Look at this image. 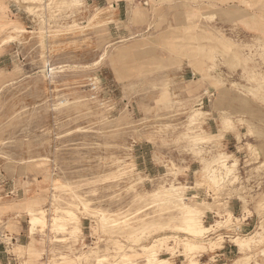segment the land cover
I'll use <instances>...</instances> for the list:
<instances>
[{
	"label": "rangeland",
	"instance_id": "374dc122",
	"mask_svg": "<svg viewBox=\"0 0 264 264\" xmlns=\"http://www.w3.org/2000/svg\"><path fill=\"white\" fill-rule=\"evenodd\" d=\"M199 203L210 230H176ZM149 245L264 264V0H0V264Z\"/></svg>",
	"mask_w": 264,
	"mask_h": 264
},
{
	"label": "bare ground",
	"instance_id": "6f19581e",
	"mask_svg": "<svg viewBox=\"0 0 264 264\" xmlns=\"http://www.w3.org/2000/svg\"><path fill=\"white\" fill-rule=\"evenodd\" d=\"M33 1H39V0H33ZM214 164V163H213ZM227 168V166H226ZM235 169V170H234ZM234 169L230 168L228 169L229 171H227V174H233L235 171H236V167H234ZM220 174V173H219ZM235 175V174H234ZM230 176V175H229ZM229 176L227 178H229ZM215 177V176H214ZM236 177V175H235ZM231 178H234L233 176ZM229 178V179H231ZM220 179V178H219ZM215 180V178H214ZM213 180V181H214ZM228 180V179H227ZM226 180V181H227ZM232 180V179H231ZM216 181V180H215ZM218 181V180H217ZM229 181V180H228ZM230 184V183H229ZM214 186V185H213ZM216 186V185H215ZM214 186V187H215ZM184 187V186H182ZM179 188V187H178ZM169 191V190H168ZM172 191V190H171ZM179 189H175V192H178ZM174 192V193H175ZM172 194V196L176 199V203H179V200L180 199H177V194ZM168 199L167 195L165 197V199H160L159 202H165L166 200ZM183 200V199H181ZM158 201V200H157ZM172 201V199H171ZM168 202V201H167ZM170 202V201H169ZM183 202V201H181ZM172 203V202H171ZM175 203V202H174ZM175 203V204H176ZM259 203V202H258ZM211 203H199V205H197L196 207H190V206H187V205H184V207H182V213L184 215V221L181 222L180 225H176L175 226V229L176 230H181V231H184L186 233H189L191 234L192 236L194 237H200L202 234H204L205 232H208L210 230L209 227H205L204 224H203V219L204 217L206 216V208L207 206H210ZM181 206V205H180ZM222 206V205H221ZM222 209V208H221ZM260 209V208H259ZM41 213V212H40ZM43 214V213H42ZM32 215V222L34 223V225H37V224H41L44 222V217L43 215H39V214H36L34 212L31 213ZM230 215V214H229ZM105 219V218H104ZM62 220L63 222L57 227V230L59 231H65L66 229V226L68 225V223L72 222L75 220V214L71 211V212H68L66 216L62 217ZM106 220V219H105ZM114 220V219H113ZM227 224V223H226ZM33 225V224H32ZM79 225V224H78ZM77 225V226H78ZM160 226V225H159ZM225 226V225H224ZM43 227V226H42ZM153 227V226H152ZM36 228V227H35ZM34 228V229H35ZM149 228V227H148ZM155 228V227H153ZM152 228V229H153ZM161 228V227H160ZM213 228V227H212ZM157 229V228H156ZM159 229V228H158ZM162 229V228H161ZM80 230V227H76V228H73L72 231H71V234H74V233H77V231ZM143 230V229H142ZM139 234V233H137ZM140 235V234H139ZM135 236V235H134ZM138 238V237H137ZM166 237H162L160 238L159 240H156V241H161L163 239H165ZM155 242V241H154ZM156 243V242H155ZM213 243V242H212ZM162 246V245H160ZM154 245H149V246H146L144 247L145 249V253L148 255V261L149 262H157L158 264H162L163 262H165V260H161L158 258V253H156V250L154 249ZM201 247L200 245L198 244H195V243H191V244H188L187 246V249L189 251H195V250H199ZM102 257V256H101ZM64 264H73L72 261H67L65 262ZM97 264H103V261L102 259H98L97 260ZM130 264H133V263H130ZM135 264V263H134Z\"/></svg>",
	"mask_w": 264,
	"mask_h": 264
},
{
	"label": "crops",
	"instance_id": "0c3cea01",
	"mask_svg": "<svg viewBox=\"0 0 264 264\" xmlns=\"http://www.w3.org/2000/svg\"><path fill=\"white\" fill-rule=\"evenodd\" d=\"M192 171H193V170L190 171V175H191V172H192ZM190 175H189V176H190ZM161 199H162V198H161ZM208 215H210V213L207 214V217H208ZM205 217H206V216H205ZM205 217H204V218H205ZM213 218H214V217H213ZM213 218H212V219H213ZM250 222H251V221H250ZM203 224H204V219H203ZM204 226H205V225H204ZM205 227H206V226H205ZM250 227H251V223H247V225H246V229L244 228L245 231H248V230L250 229Z\"/></svg>",
	"mask_w": 264,
	"mask_h": 264
},
{
	"label": "built area",
	"instance_id": "2783aa9c",
	"mask_svg": "<svg viewBox=\"0 0 264 264\" xmlns=\"http://www.w3.org/2000/svg\"><path fill=\"white\" fill-rule=\"evenodd\" d=\"M231 236H232V234H228V235L224 236V238H226V239H228V241H230ZM232 239H234V238H232Z\"/></svg>",
	"mask_w": 264,
	"mask_h": 264
}]
</instances>
